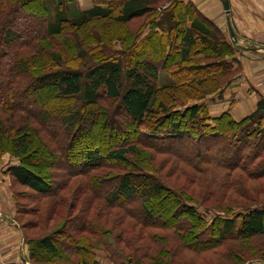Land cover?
<instances>
[{
  "label": "trees",
  "instance_id": "obj_1",
  "mask_svg": "<svg viewBox=\"0 0 264 264\" xmlns=\"http://www.w3.org/2000/svg\"><path fill=\"white\" fill-rule=\"evenodd\" d=\"M52 1L54 8L46 0H0V161L7 151L18 158L19 163L7 168L14 186L36 193V219L20 226L30 260L35 264H97L94 250L106 248L113 264H122V260L125 264H183L182 252L209 251L232 236L248 244L253 237H263V204L236 213L234 219H215L208 224L194 206L176 198L128 159V155H149L146 149L173 154V146L184 144L182 153H176L191 155L192 164L212 163L243 170L244 177L257 181L259 193L263 190L264 194L263 99L240 120L227 112L210 117L205 104L196 102L183 107L180 117L188 111L183 129L173 121L159 137L157 128L151 130L154 133L140 131L142 124L157 118L158 113L156 126H161L172 105L191 99L203 102L210 92L232 82L231 75L239 68L235 47L217 26L184 0H94L85 10L72 8L76 0ZM87 28L99 29L107 42L116 36L125 46L121 52L129 53H88L80 32ZM60 38H64L66 49L58 45L56 40ZM86 42L90 47L92 43ZM67 50L72 51L78 65L60 66ZM129 54L131 61L123 60ZM161 70L168 82L157 87ZM43 98L55 103L52 110L60 118L56 120L55 113L30 111L31 104ZM103 98L119 100L125 114L121 116L127 121L105 111L100 105ZM154 105L159 112L153 110ZM103 114L119 121L125 130L133 127L136 140L125 139V143L113 144L102 154L97 143L108 129L101 126L102 132L97 126L87 149L74 152L72 147L85 140L83 124ZM31 125L44 136L30 135ZM152 139L168 148L160 149ZM40 144L45 149L54 147L49 149L50 156L53 158L55 152L67 163V172L60 164L53 169L52 185L40 174L38 162L32 164L36 170L27 164L26 153ZM5 145L10 148L6 150ZM212 149L215 154H210ZM112 163L130 169L97 180L89 177L91 171ZM77 176L90 180L86 183L85 179L84 186L78 182L76 190L82 192L75 196V188L72 190L69 183ZM69 187L73 199L67 205L68 200L59 192ZM90 194L98 203L87 199ZM156 195L168 200L170 221L162 213L154 219L150 208L142 204V197ZM55 217L63 220L56 230L38 236L28 232V228L32 232L47 229ZM167 229H172L167 236L159 232ZM107 238L115 242L113 248L110 241L106 243ZM251 249L246 259L254 258ZM206 260L210 263V258Z\"/></svg>",
  "mask_w": 264,
  "mask_h": 264
},
{
  "label": "rangeland",
  "instance_id": "obj_2",
  "mask_svg": "<svg viewBox=\"0 0 264 264\" xmlns=\"http://www.w3.org/2000/svg\"><path fill=\"white\" fill-rule=\"evenodd\" d=\"M48 4H51L50 8H54V2L52 0H46ZM94 0H76L72 8L74 9H89L93 6ZM102 25V24H101ZM99 26L102 29H105L103 26ZM36 28V27H34ZM230 30V29H229ZM80 32L82 33L83 38L92 44H90V47H88L87 42L83 41V45L85 48L88 49V53H96V55H108L109 53L116 54L120 52L121 54H127L129 53V50H126L124 52H121L123 48H125L124 45L115 37L110 39V42L104 41L103 37H101L99 29H81ZM80 33V34H81ZM79 37H81V35ZM98 39V40H97ZM58 45L63 46L65 49L67 48V44L64 41V38H60L58 40ZM94 41H98V44H94ZM253 43H258V41H253ZM264 44V42H259ZM244 45V44H243ZM95 46H98L97 49H95ZM248 46V44L246 45ZM95 49V50H94ZM234 58L238 57V55H241L242 52L240 50H236L234 48ZM150 51V50H149ZM149 53V52H148ZM150 54V53H149ZM64 60L63 63L60 64V66L67 68L71 66L78 65V61L75 62L72 59V51L67 50L66 53L63 55ZM119 58V56H118ZM257 59L260 61L258 62L260 66H262L261 70H264V51L261 53H258ZM123 60L130 62V54L127 56L125 55L123 57ZM237 61V59H236ZM237 64L239 65V62L237 61ZM241 70V65H239V68L236 70V72L231 75L233 76L231 79L234 81L236 78H239V72ZM166 73L164 71H160V78L156 81V86H162V84L168 82L167 78L165 76ZM224 86V85H223ZM224 88V87H223ZM223 88H220L218 90H214L210 92V94L206 95L205 98H208L211 96V93L215 92H221ZM160 91V90H159ZM157 99L161 98L159 94L156 95ZM47 99V98H46ZM39 102L35 104H31L30 111H32L33 114L35 113H55L58 117H56V120L60 118V115L52 108L54 107L55 103L51 101H44L43 99H39ZM200 103L202 101L200 100H188L185 103L182 104H176L172 105L170 109H168V112L165 114L167 117V120L162 121L161 126L159 125L157 118L160 117V113L156 115L157 118L152 119L150 122H144L142 126L140 127L141 132H157V137L164 134L162 132L165 129H168L170 122H179L181 124V127H183L186 124V120L188 117V111H186L183 115V117H180L182 110H184L183 107L189 104L193 103ZM204 102V101H203ZM101 107L105 111H108L110 115H112L114 118H116L115 115H117L119 120L121 121H127L124 120V117L121 116V114H124V111H122V108L120 106L119 100H116L114 98H103L100 102ZM27 106V105H26ZM37 109L38 111H36ZM153 110L157 109V106H153ZM54 111V112H53ZM209 113V111H208ZM207 113V114H208ZM204 114V113H203ZM210 115V114H209ZM34 116V115H33ZM106 117L104 114L102 115V118L98 119L99 117L96 116L93 120H91L90 123L83 124L84 127V135L83 142H80V144L74 145L72 147V150L74 152L80 151L83 148H86V144L90 143L93 140L92 135L95 134V131H97L98 128L103 132V128L101 126H105L108 130L106 131V135L104 138L100 139V141L97 143L101 148V153L104 154L113 144H119V143H125L127 141L136 140V135L133 133L134 128L130 127L125 130V127L122 125H119V121H115L113 117ZM121 116V117H120ZM24 117V116H22ZM117 122V123H115ZM125 123V122H123ZM94 124L93 126H91ZM91 127H90V126ZM93 127V128H92ZM30 135L37 137L44 136L41 130H38L37 128L33 127L32 125L28 127ZM155 129L154 131H151ZM124 135H120V134ZM41 134V135H40ZM39 135V136H38ZM109 135V137H108ZM114 135V136H113ZM123 136V138H120ZM41 138V137H40ZM39 138V140H40ZM126 139V140H125ZM138 139V138H137ZM153 144H156L157 147L160 149H166L168 148L166 145H164L161 141H156L152 139ZM194 142V141H193ZM11 143V148H12ZM90 145V144H89ZM72 146V145H71ZM70 146V148H71ZM186 146L179 145V147L173 146L171 150L172 153H164L161 151H153L152 149H146L147 153L149 155H143L136 156V155H128V159L130 161H133L137 166L141 168L140 171L146 172L151 174L158 182L163 184L165 187H167L173 195L176 196V198L184 201L187 204H191L194 206L199 213H202L204 216L206 222L208 224H212L215 219H219L222 221V219H228L236 217V213L242 212L243 210H246L251 207H257L264 205V194L262 193L263 190L259 193L258 186L259 183H256L254 180L246 179L244 177V174L242 173L243 170L234 169L231 170L229 168H226L224 166L215 165L212 163H201L198 162L195 164H192L191 161L192 157L191 155H182L180 156L176 152L182 153L183 149ZM189 147V146H187ZM10 148L8 145H5V149ZM54 147L48 146L46 149L40 144V146H37V149L35 147L30 148V151L26 153L27 157V164L31 167L32 170H36L39 168L40 174L44 175V177L47 179L48 183L51 184V175L54 173L55 170H53L55 167H59V164L65 167V172L68 171V168L66 167L67 163L60 158V156L55 155V152L52 153V156H50V150L52 151ZM50 149V150H49ZM69 151V149H68ZM216 151L213 149L210 151V154H215ZM190 156V157H189ZM1 161L3 165H12V163H19V159L11 156L9 152L7 151L1 156ZM60 158V159H59ZM198 161V160H195ZM37 163L38 168L32 166V164ZM58 165V166H57ZM66 165V166H65ZM29 167V168H30ZM130 169V167H125L121 164H115L112 163L110 166H106V168H98L97 170L91 171L89 173V177L93 178H106V177H112L113 175L122 174L126 172L125 170ZM56 172V171H55ZM86 178L84 176H77L75 178H72L69 184H72L70 186L72 190L75 188V192L73 194L76 196V194L82 192L80 189L77 191V187L79 184L84 186V180L86 179V183L90 180V178ZM96 178V180L98 179ZM79 182V184H78ZM263 183V182H262ZM52 185V184H51ZM54 186V185H53ZM69 189H64L63 191L59 192L66 200V204L68 205L70 200L72 198V193ZM86 190V189H84ZM257 190V191H256ZM15 200H16V206L14 208V218L16 219L18 223V227L20 228L21 225H27L28 222H33L36 217L33 214L34 209L37 207L38 202L34 200L36 197V193L29 190L28 188H16L15 192ZM83 196H80V199ZM87 199L90 201L97 200L93 198L90 195L87 196ZM143 199L142 204L147 205L148 208H150L152 216L157 218L159 214H163L166 219L170 221V215L167 214V203L168 200H160L159 196H144L141 198ZM139 203V200L138 202ZM70 214H73V211L70 212ZM68 217L66 216V220ZM63 220L61 218L55 217L52 221L48 222V228L41 230H32L28 228V232L32 235L38 236L40 234H43L46 231L50 230H56L58 226L61 225ZM171 222H177L172 221ZM236 226L240 224L239 219L236 218L235 221ZM73 224V222H71ZM217 225H221V222H217ZM216 226V225H215ZM172 229L167 230H159V232H163L165 236L169 235L171 233ZM27 233V232H26ZM23 235V231H22ZM106 243L108 241L111 242L110 238L105 239ZM144 240V239H143ZM142 241L136 242V245L141 244ZM170 245L172 246L173 240H169ZM111 247L113 248L115 246V242H111ZM250 248H253L251 250H254V258L252 259H246V256L250 252ZM180 250H182L181 247H179ZM101 248L96 252V257L98 259L99 264H105L107 259H110L111 261V255H110V249ZM97 255V256H96ZM183 257L182 260H184L187 264H256L258 261L264 260V236H258L251 238L249 244L247 242H240L237 240V238L232 236V239L225 241L223 245L216 246L215 249L204 251L201 253L196 252H182ZM207 258H210L209 260H206ZM97 261V260H96ZM191 261V263H189ZM122 264H125V261H120ZM29 264H35L33 261L29 260Z\"/></svg>",
  "mask_w": 264,
  "mask_h": 264
},
{
  "label": "crops",
  "instance_id": "obj_3",
  "mask_svg": "<svg viewBox=\"0 0 264 264\" xmlns=\"http://www.w3.org/2000/svg\"><path fill=\"white\" fill-rule=\"evenodd\" d=\"M184 1L195 5L207 20L217 26L226 40L242 52L236 57L241 65L239 78L225 86L220 93H211L201 102L205 104L210 117L227 112L234 120H240L255 110L260 99L264 100V70H261L257 59L258 53L264 51V44L259 43L264 42V0H228V14L219 0ZM12 165L0 163V264H29L28 246L13 214L17 186H14L15 182L7 172ZM97 251L94 250V254ZM96 260L99 264L97 257ZM105 264H110V259ZM256 264H264V260Z\"/></svg>",
  "mask_w": 264,
  "mask_h": 264
},
{
  "label": "water",
  "instance_id": "obj_4",
  "mask_svg": "<svg viewBox=\"0 0 264 264\" xmlns=\"http://www.w3.org/2000/svg\"><path fill=\"white\" fill-rule=\"evenodd\" d=\"M221 3L222 8L224 11L228 14L229 12V5H228V0H219Z\"/></svg>",
  "mask_w": 264,
  "mask_h": 264
},
{
  "label": "built area",
  "instance_id": "obj_5",
  "mask_svg": "<svg viewBox=\"0 0 264 264\" xmlns=\"http://www.w3.org/2000/svg\"><path fill=\"white\" fill-rule=\"evenodd\" d=\"M25 264H28V263H25Z\"/></svg>",
  "mask_w": 264,
  "mask_h": 264
}]
</instances>
